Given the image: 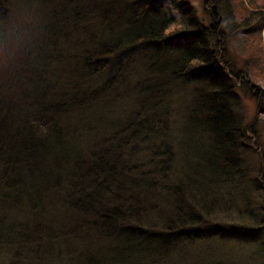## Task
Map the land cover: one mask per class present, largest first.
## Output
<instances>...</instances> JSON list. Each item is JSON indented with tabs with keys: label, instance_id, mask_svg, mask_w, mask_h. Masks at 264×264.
<instances>
[{
	"label": "trees",
	"instance_id": "1",
	"mask_svg": "<svg viewBox=\"0 0 264 264\" xmlns=\"http://www.w3.org/2000/svg\"><path fill=\"white\" fill-rule=\"evenodd\" d=\"M203 1L209 22L190 0H11L26 18L6 42L0 25V250L16 243L39 264L45 258L37 255L55 258L52 249L78 242L83 230L84 246L107 241L109 249L130 250L121 256H152L173 239L237 238L264 228L229 231L215 219L220 199L205 185L234 186L244 175L233 98L245 78L225 56L224 1ZM8 2L0 0L2 19L11 16ZM227 2L244 29L264 17V0ZM136 48L167 81L145 91L148 77L137 82L130 90L144 92L138 110L112 120L97 113L110 84L92 83L105 70L123 69ZM125 74L123 87L131 71ZM171 80L196 84L188 119L197 148L180 163L167 141L150 138L167 128V115L154 109ZM257 102L264 113L261 95ZM250 133L247 127L239 137L246 146ZM58 201L64 219L45 208ZM84 248L82 262L99 264L100 252Z\"/></svg>",
	"mask_w": 264,
	"mask_h": 264
},
{
	"label": "rangeland",
	"instance_id": "2",
	"mask_svg": "<svg viewBox=\"0 0 264 264\" xmlns=\"http://www.w3.org/2000/svg\"><path fill=\"white\" fill-rule=\"evenodd\" d=\"M223 1L225 8L223 10L220 8L219 11L222 14V28L225 33V56L229 66L234 70H239L242 73V77L245 78L244 84L237 86L235 89L236 94L233 98V109L237 124L240 127V132L236 136L238 137L239 157L244 175L234 186L227 185V183L205 185L209 187V196L220 199L219 206H217L219 210L218 217H215V219L223 221L224 227L229 231H235L240 230L238 229L239 225L254 226L257 223L258 225H264V113L262 110L257 109L258 97L261 95L262 100L264 99V56L261 57V52L264 53V17L262 14L260 20L253 27L244 29L240 24L242 20L239 18L238 13L236 15L235 12L230 10L227 0ZM241 1L245 4H256L258 2V0ZM164 2L165 5H168L167 1ZM190 2L199 19L209 22L207 12L211 7L205 6L203 0H190ZM259 5L264 10V2ZM8 8L11 12L9 20L2 19V11L0 10V25L5 35V37H1L3 42H6L10 37L9 32L21 27L22 24L25 25V15L11 0L8 2ZM172 14L174 15L175 12H172ZM95 20L96 18L94 17L93 21ZM98 30L100 29L98 28ZM181 45L183 46L184 44ZM258 49L262 51L260 52ZM138 50L136 48L130 51L131 55L128 60L131 61L123 65V69L117 70V67H113L94 77L95 81L92 83L94 86L103 83L110 84L108 86L110 89L106 90V101L104 105H101L97 113L104 114L112 120L129 115L133 109L138 110L139 95L141 94H138L137 91L132 92V87L137 82L148 77L147 80L142 82L145 85L143 88V91H145L147 88L149 90L154 86L151 84H155L158 81L162 82V80L167 81L165 80V74L155 73L148 69L150 63L146 60L149 54L147 52H138ZM126 69L129 73L131 71V78L129 82L126 81L127 84L123 87L122 79L126 76V74L123 75V72L126 73ZM164 86L167 87L170 93L168 95L166 92L167 96L161 94L163 96L161 99L162 103L154 110L156 115H167V128L162 135L157 132L151 134V141H167L177 163H180V160H192V152L197 148V136L196 131L194 129L191 130L189 126L188 113L191 106H193L192 97H194L196 84L171 80ZM144 103L145 106L149 104L153 106V103ZM247 127L251 129L249 146L244 144L243 139L239 140L244 130L246 133ZM79 137L83 139L85 135L82 133ZM188 173L184 172L185 175ZM179 176L183 177L184 175L180 173ZM60 207L62 206L58 201L54 205L47 204L45 208L49 217L54 216L57 219H64L67 217L68 212L63 207L62 209ZM251 215L254 216L251 217ZM17 221L27 222L28 220L25 217L18 216ZM74 238H77L78 242L72 239V243L69 242L68 245L62 243L52 249L55 258L47 259V254L37 255L36 257L43 256L45 258L44 262H39V264H84L81 255H79L82 247H85V251L89 248L92 252L96 250L100 252V255H98L99 264H264V228L260 231L256 230V228L253 231H239L237 238L210 237L191 242L185 239H173L169 243L163 244V247L159 251L156 250L157 252L152 256H139L138 254L129 255L128 257L121 256L129 254L130 250L109 249L106 247L108 245L107 241L98 242L93 246L86 243V246H84L81 239H84L83 230L79 231ZM106 243L107 245L105 246ZM27 245L29 244L24 246L26 247ZM1 248L0 264L37 263L27 259L25 257L27 254L26 249L18 247L16 243L12 247H7L6 245ZM15 248L18 249L15 250ZM109 255L124 258L113 261L106 260ZM35 260L39 259L36 258Z\"/></svg>",
	"mask_w": 264,
	"mask_h": 264
}]
</instances>
